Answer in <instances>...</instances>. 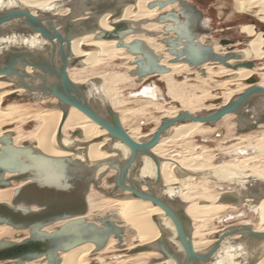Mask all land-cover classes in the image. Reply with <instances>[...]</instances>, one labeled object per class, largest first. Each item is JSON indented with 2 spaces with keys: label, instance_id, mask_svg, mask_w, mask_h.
I'll list each match as a JSON object with an SVG mask.
<instances>
[{
  "label": "water",
  "instance_id": "obj_1",
  "mask_svg": "<svg viewBox=\"0 0 264 264\" xmlns=\"http://www.w3.org/2000/svg\"><path fill=\"white\" fill-rule=\"evenodd\" d=\"M134 1L76 0L72 10L59 20L45 15H33L24 9L0 11V34L25 27L40 33L50 43L46 51L35 53L23 49L4 53L0 57V81L12 83L11 86L15 89H25V95L29 97L33 93H42L58 100V105L63 111L57 132L59 145L70 152L77 151L74 145L67 147L60 142L69 108L76 107L99 124L106 131L110 141H119L129 149L124 161L109 157L88 166L72 156L45 154L28 142L15 145L9 133L2 135L0 187L11 185L12 180L26 183L14 190L10 204L0 202V224H7L18 230L25 229L28 235L20 241L1 239L0 261L27 264L29 261L39 259L43 264H60V251L93 243L95 245L93 253H96L112 236L118 240V246L124 248L127 229L122 221L115 219L117 217L115 213L96 216L92 221L86 217L87 195L92 185L106 194L128 192L129 196L148 200L160 207L172 221L182 252H178L170 244L164 231L152 244L139 245L129 251L130 254L148 250L158 252L160 257L152 259V263L172 259L175 264H207L221 242L237 233H245L247 243L255 246L264 242V231L232 225L218 233L215 241L206 249L196 251L193 246L192 221L186 214L184 206L171 204L167 198L159 194L160 163L159 157L152 151L167 129L186 120L213 124L231 113L236 115L238 132L257 129L260 124H264V110L257 113L253 119H247L242 115L243 107L249 100L255 95H264V87L257 84L256 77L246 79L249 87L215 109L197 115L181 111L174 117L163 118L161 124L145 141H137L127 132L119 114L110 104L102 105L101 112L95 102L88 98L84 88L70 78L68 68L78 63L76 58L70 60L71 42L74 38L93 32H97L95 35L97 39L116 40L117 46L123 47L135 56L132 61L135 67L130 70V74L137 76L139 80L148 75L170 71L167 65L161 63L163 56L156 54L143 40L136 38L126 41L128 35L142 31L155 34L153 31L143 30L139 21L132 25L128 20L120 19L124 7ZM174 3H177L178 9L165 11L154 19L165 24L162 32L165 37L162 42L166 45V51L172 55L170 63L182 62L194 68L207 62L222 63L233 69L255 67L254 61H242L241 54L233 49H228L227 53L222 54L216 51L211 43L203 44L197 41L198 26L203 12L191 1L153 0L147 3V6L149 8L158 6L162 9ZM109 12L112 29H99V19ZM114 19L119 20L113 22ZM5 24H7L5 27H1ZM171 33L173 36H170ZM230 59H234L235 63H228ZM27 67H31L32 71H27ZM18 96L17 93L10 95L12 98ZM73 135L80 136V131L73 132ZM104 138L105 136H101L94 141H101ZM83 145L87 146V143ZM104 148L109 152H115L108 143ZM141 155L150 157L156 165V179L152 181L153 183L146 184L147 189L135 179ZM102 166H106V169L97 177V171ZM111 170H114L115 174L109 176ZM6 173L13 175L5 178ZM103 178L112 186L110 191H105L101 187ZM261 191L264 192V184ZM248 197L254 198L250 195ZM34 206L37 209H33ZM154 219L157 220V217ZM58 221L64 223L52 231L44 229ZM258 256L251 257L247 264H255Z\"/></svg>",
  "mask_w": 264,
  "mask_h": 264
},
{
  "label": "bare ground",
  "instance_id": "obj_2",
  "mask_svg": "<svg viewBox=\"0 0 264 264\" xmlns=\"http://www.w3.org/2000/svg\"><path fill=\"white\" fill-rule=\"evenodd\" d=\"M150 1L153 0H135L132 4L130 3L126 5L123 9L120 19L128 20L132 25L139 21L143 30L153 31L155 32V34H147L142 31L141 33L130 34L125 39L126 41H130L136 38L141 39L156 54H161L163 56L161 63L167 65L170 68L169 72L161 74L170 77L173 73L188 69L190 66L182 62H169V59L172 58V55L166 51V46L163 44L162 39L161 41L157 40V36L162 35L163 27H165V24H161L154 19L156 16L165 11L178 9V6L177 3H174L167 5L162 9H160L158 6L149 8L147 6V3H149ZM75 3L76 0H0V11L24 9L29 11L33 15H45L59 20L62 17H65L72 10V7L75 5ZM110 17V12L102 15L98 21V28L102 30L112 29ZM151 19H153L152 21H155L153 22L154 25L156 24L158 26L149 27L148 24L152 22H150ZM118 20L119 19H114L113 22ZM147 22L149 23L147 24ZM206 23L207 22L205 21L203 23L200 22L201 27L205 26ZM6 25L7 24L1 27H5ZM159 27L160 29H158ZM241 32L251 37L247 41L246 47L240 51H237L241 54L242 59H264V36L262 35V33L257 32L252 24L241 27ZM96 33L97 32L85 34L72 40V55L70 57V60L76 58L78 60V63L77 65L68 68V74L75 83L81 85L84 88L88 98H90L91 101L95 102L97 108H100L101 112H103V110H101L103 108L102 105L108 103L120 116V112L117 109V106L120 104L119 95L118 93H113L112 88L114 83L113 78L121 77L119 78V80H121L123 79L122 74L109 76V79L104 78L101 75L89 81H83L72 76V73L75 74V70L73 69L83 70L85 68L94 67L99 64L105 63L106 61L113 60L114 58L130 57L132 64V61L135 57L134 55L127 52L123 47L117 46V41L114 39H97L95 37ZM199 35H197V41L203 44H207L204 40L205 35ZM85 46H92L93 48L87 49ZM49 47L50 43L40 33L34 32L29 28L22 27L18 29H11L8 32L0 34V57L10 50L24 49L36 53L38 51H46V49H48ZM213 47L215 46L213 45ZM215 50L217 51V49ZM220 53L223 54L227 52L224 51ZM228 63L233 64L235 63V60L230 59ZM206 64L207 63H204L201 66L203 67ZM134 67L135 64H132V67L130 66V68ZM227 69L228 70L226 71H229V73L238 80H246L249 77L253 76L252 74L254 73L256 68L239 67L237 69H233L227 67ZM27 71L31 72L32 68L27 67ZM203 73H205V71H203ZM149 76L153 75H148L142 78V81L145 78H147L148 80ZM166 82L167 93L170 97H172L171 94L175 95L174 92L179 83L177 84V82L174 80H168ZM257 84L264 87L263 81H258ZM11 85L12 83L10 82L0 81V125L10 122L12 119H14L13 115L18 111L17 106H12L14 104L7 107L2 106L3 99L6 96L11 95L12 93H26L25 89H15ZM249 86L250 84H246L242 90H240L238 87V90L240 91L237 92L236 90V94L242 92ZM158 94L153 89V86L151 84L145 85L141 91L139 90L135 93L137 97H143L149 100H153L151 99V97H158ZM225 94L226 97L224 103H226L231 97H233V95H235V92L229 91V93ZM47 97H51L52 99H54L57 105L55 108L48 109L43 113H36L31 116L38 122V129L30 133V137L33 138L34 141V143H30L31 145L48 155L72 156L74 159L79 160L87 164L88 166H93V164L97 161L107 159L109 157L117 158L121 161H124L127 158L129 149L119 141H110L109 137L106 136V131L76 107L69 108L67 119L62 127V138L60 142L67 147H71L72 145H74L77 151L70 152L63 149L57 141V132L63 115V111L58 105V100L53 96L45 95L42 93H33L32 95H30L32 101L42 102V99H46ZM172 98V100H177L179 97ZM196 99L198 98L196 97ZM181 101L184 107L192 105L191 102L185 99ZM263 110L264 95H255L243 107L242 115L247 119H253L256 118L255 116L257 113ZM177 114L175 113L170 117H174ZM229 115H231V113L226 114L223 118ZM120 119L121 123L123 124L121 116ZM178 123L180 124H174L171 128L167 129L162 134L160 141L153 146L152 151L159 157L160 163L161 186H159V194L161 197L167 198L171 202V204L184 206L186 214L192 221V238L195 250L202 251L204 248H197L198 242L195 240V236L199 234L202 235V233L198 228L199 225L196 226L194 221L197 218H200L203 221H208L209 216L212 212H219L225 207H240L244 203H253L254 206H250L249 209L253 213L256 224L246 221L240 224H231L229 226L241 225L251 227L257 231H264V192L261 191V187L264 184V169H255L257 158L264 156V133L259 135L254 143H251L249 139L248 143L246 142L247 144L245 146L240 145L234 148L236 155H241L242 158H239V156H237L238 158L236 157L231 162L223 161L221 164L212 166L211 164H209L210 161L207 158L199 160L198 162L197 160L193 159L183 162L182 159H184V157L177 159L176 157L165 156L158 150V147L163 146L167 141L174 142L178 140L185 141V139H192L193 135H200L201 132L207 131L205 129L208 127L207 125H211L192 120H186L185 122ZM1 127L2 126H0V137L9 133L15 145H22L23 142H18V139L23 138V135L21 133H17L13 129L1 130ZM259 127H264V124H260ZM172 128L174 129V133L172 135H169L166 139L164 135L169 134ZM68 129H70V133H68ZM77 130L80 131V136H72V133ZM154 131V129H151V131L144 133L139 138H135V136L127 130V132L137 141H145L149 139ZM242 135L244 136L245 134ZM101 136H105V138L101 141H94V139ZM86 143L87 146H84L83 144ZM107 143L115 152H109L104 148ZM233 155L235 156V154ZM189 164H193V166H189ZM203 165H207V167H200ZM104 169H106V166H102L101 168H99L96 174L97 177L102 171H104ZM114 174L115 171L112 175ZM12 175L13 174L11 173H6L5 178H10L12 177ZM156 176L157 171L155 162L150 157L141 155L138 160V168L135 173V179L139 182V184L143 186L144 189H147L146 184L154 181L156 179ZM208 178H211L213 180H218L219 178L227 179V182L228 180H230V182L233 183H240L242 187H240V189L227 190L217 195L209 193V191L207 190L208 188L204 187L203 190L198 192L195 196H200V201L212 202L192 204L189 200L192 197L191 190L193 189L191 182ZM223 181L225 182V180H220V182ZM24 183L26 182L12 180L11 185L7 187H0V202L10 204L14 190ZM10 189L12 191L10 196L11 199H9L8 196ZM122 194L123 195L121 196V198H116L114 200L108 198L102 201V203L99 205V208L101 210H113L114 212L112 213H115L116 216L120 218V221L123 222V225L126 227L127 231H130L132 233L135 242L130 243L129 246L127 245L130 249H133V247L139 245L152 244L161 235V232L164 231L168 235L170 244L178 252H182V247L179 241L176 239L175 227L172 221L166 216V214L160 207L153 205L148 200L129 196L128 192ZM248 195L254 198H249ZM33 209H37V207L34 206ZM86 217L88 218L87 214ZM154 217H157V220L154 219ZM62 223H64V221H58L54 225L59 226ZM52 225L53 224L46 226L44 229L47 231H52L55 229L54 227L52 228ZM229 226H225V228ZM11 231H26L28 233V231L25 229L18 230L10 225L0 224V238L8 235V233H10ZM17 236L18 238H7L14 241H20L24 238L20 237L19 235ZM115 239L116 238H114L113 236L110 237L107 244L99 251L101 252L103 250L109 249L110 246L114 245V242L116 241ZM94 247L95 245L93 243H85L73 247L68 251H60V264H87L86 259L89 258L91 253H93ZM151 255H157L159 257L160 254L154 250L139 251L136 257ZM257 255L259 256L255 264H264V242L259 246H255L247 243L245 239V233H237L225 238L223 242H221L219 248L209 259L207 264H247L251 257ZM40 261L41 260L39 259L33 260L29 261L27 264H43ZM0 264L9 263L0 261ZM154 264H175V262L172 259H168L162 262H156Z\"/></svg>",
  "mask_w": 264,
  "mask_h": 264
},
{
  "label": "rangeland",
  "instance_id": "obj_3",
  "mask_svg": "<svg viewBox=\"0 0 264 264\" xmlns=\"http://www.w3.org/2000/svg\"><path fill=\"white\" fill-rule=\"evenodd\" d=\"M189 1L197 3L200 10L205 13L206 22L210 24L215 32L213 31L209 34L204 33L206 35L204 39L213 44L215 46L214 49H217L219 52L227 51L230 47L229 45L227 46L219 43V38L222 34L221 29L224 27L233 26L227 30V37L229 36L233 38L237 43L242 42L234 47L235 49L233 50L235 52L244 49L247 41L251 38L241 32V27L252 24L255 27V30L261 32L264 36V0ZM153 19H151L150 22ZM153 22L155 21H152V24H148L149 22H147L148 26H158L156 24L154 25ZM158 29H160V27ZM163 36L165 37L163 34L157 36V40L161 41L160 39H163L161 38ZM163 44L165 45V43ZM85 47L87 49L93 48L92 46ZM246 60L248 59L242 61ZM250 61L255 62L254 68H256L252 75L256 77L259 82H264V59L250 58ZM130 66L132 67L130 57L114 58L113 60L83 70L73 69L75 70V74L72 73V76L83 81H89L101 75L102 77L109 79V76L122 74L123 79L121 80H119L121 77L113 78L114 83L112 89L113 93H118L119 95L120 104L117 106V109L120 112L125 129L133 134L135 138H139L144 133L151 131V129L155 130L161 124L163 118L170 117L175 113L177 114L181 111H187L197 115L202 112H208L213 108H217V106L219 107L225 102V93L232 91L236 94V90L238 92L248 84L245 79L238 80L233 77L229 71H226L228 70L227 67L218 62H207L203 67H189L188 69L173 73L170 77L156 74L149 76L148 80L145 78L143 81L139 80L137 76L135 77L129 74L130 70L133 69L130 68ZM203 71H205V73H203ZM168 80H174L177 84L179 83L174 92L176 96L171 94L172 97H179L177 100H172L173 98L167 93L166 81ZM147 84H151L157 94L159 93L158 97H151L153 100L143 97L140 98L135 95L136 92L139 90L141 91ZM238 87L240 90H238ZM21 93L22 92L17 94L22 96L12 98L9 95L3 99L2 106L7 107L14 104L12 106H17L18 111L13 115L14 119L0 125L2 126L1 130L13 129L17 133H21L23 138L18 139L19 143L24 141L34 143L33 138L30 137V133L38 129V122L31 116L55 108L57 103L51 97L42 99V102L32 101L29 96ZM196 97L198 99H196ZM183 99L191 102L192 105L184 107L181 101ZM235 117V114H231L220 121L213 123V125H207L208 127L205 128L207 131L201 132L200 135H193L192 139H185V141L178 140L174 142L167 141L163 146L158 147V150L165 156H172L177 159L184 157V159H182L183 162L190 159L197 160L198 162L205 158L209 159V164L212 166L221 164L223 161L231 162L239 156L236 155L234 151L235 147L240 145L245 146L249 139L251 143H254L256 138L264 133V127H259L256 130L246 133H238L236 122L234 120ZM178 124L180 123H177V125ZM67 131L70 133V129ZM173 133L174 129L172 128L169 134L164 135V137L167 139V137ZM242 134H245V137ZM233 154H235V156ZM239 158H242V156L240 155ZM260 158H257L256 160L255 169L263 170L264 156ZM189 166H193V164H189ZM200 167L206 168L207 165ZM113 173L114 171L109 172L110 175ZM221 178L218 180H213L211 178L200 179L191 182L193 187L191 190L192 197L189 199L191 203L200 204L212 202L200 201V196H195L198 192L202 191L204 187H207L209 193H212L213 195H217L227 190L240 189V187H242L240 183H233L230 182V180L227 182V179ZM220 180H225V182H220ZM101 187L105 191H110L112 186L105 181V178H103ZM11 192L10 189L8 195L9 199H11ZM122 195V193L106 194L92 185L90 192L87 195L88 219L92 221L96 216H104L114 212L113 210H101L99 205L102 201L108 198L114 200L116 198H121ZM250 206L253 207L254 204L244 203L240 207H225L219 212H212L208 221H203L200 218H197L194 222L196 226L199 225L198 228L202 233V235L199 234L195 236V240L198 242L197 248L206 249L225 226L240 224L246 221L256 224L253 213L249 209ZM115 219L120 220L119 217H115ZM55 226L57 225L53 224L52 228H55ZM27 234L26 231H11L8 235L1 237L0 239L7 237L18 238L17 235L25 237ZM124 238V249L118 246V240L115 239L116 241L114 242V245L110 246L109 249L91 253L89 258L86 259L87 264H154L151 260L155 257L158 258L157 255L136 257L139 252L134 253L135 255L129 253L132 249L128 247L129 244L135 242L130 231L126 230Z\"/></svg>",
  "mask_w": 264,
  "mask_h": 264
},
{
  "label": "flooded vegetation",
  "instance_id": "obj_4",
  "mask_svg": "<svg viewBox=\"0 0 264 264\" xmlns=\"http://www.w3.org/2000/svg\"><path fill=\"white\" fill-rule=\"evenodd\" d=\"M193 3V2H192ZM198 8H199V6L197 5V3H194ZM200 9V8H199ZM206 22V15H205V13L203 12V17H202V19L200 20V22L201 23H203V22ZM200 22H199V31L197 32V35H202L203 33H207V34H209L210 32H213L214 30L211 28V26H210V24L207 22L206 23V25L205 26H202L201 27V25H200ZM233 26H227V27H224V28H222L221 29V31H222V34H221V37L219 38V43L220 44H222V43H226V45L228 46H230L229 47V49H235L234 47H236V46H238L240 43H242V42H239V43H237L233 38H231V37H227V34H228V32H227V30H229L230 28H232ZM164 28V27H163ZM255 28V27H254ZM264 30V29H263ZM202 32V33H201ZM215 32V31H214ZM172 34V33H171ZM170 34V36H173V34L171 35ZM199 35V36H200ZM205 35V34H204ZM206 36V35H205ZM161 38H164V36L163 37H161ZM161 40V39H160ZM205 40V39H204ZM206 43H208L207 41H205ZM228 42H232V43H228ZM213 45V44H212ZM223 45V44H222ZM221 52V51H220ZM19 96H22V95H19Z\"/></svg>",
  "mask_w": 264,
  "mask_h": 264
}]
</instances>
